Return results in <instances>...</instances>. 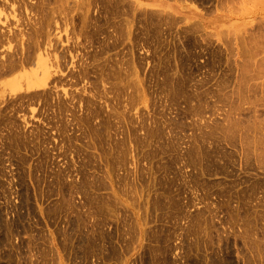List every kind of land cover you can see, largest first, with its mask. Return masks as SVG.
Returning <instances> with one entry per match:
<instances>
[{
  "label": "rangeland",
  "instance_id": "374dc122",
  "mask_svg": "<svg viewBox=\"0 0 264 264\" xmlns=\"http://www.w3.org/2000/svg\"><path fill=\"white\" fill-rule=\"evenodd\" d=\"M263 173L264 0H0V264H264Z\"/></svg>",
  "mask_w": 264,
  "mask_h": 264
},
{
  "label": "bare ground",
  "instance_id": "6f19581e",
  "mask_svg": "<svg viewBox=\"0 0 264 264\" xmlns=\"http://www.w3.org/2000/svg\"><path fill=\"white\" fill-rule=\"evenodd\" d=\"M164 4H165V3H164ZM166 7H167V4H166ZM161 8H162V7H161ZM179 8H180V7H179ZM163 9H164V7H163ZM170 9H171V8H170ZM170 9H167V10H170ZM180 9H182V8H180ZM165 10H166V9H165ZM171 12H172V11H171ZM175 12H176V11H175ZM180 12H181V11H180ZM184 13H185V12H184ZM187 13H188V12H187ZM187 16L190 17V18H192V17H195L196 14H195V15H194V14H191V15L188 14ZM213 17H214V16H213ZM186 18H187V17H186ZM187 19H189V18H187ZM196 19H197V18H196ZM187 21H188V20H187ZM195 23H196V21H195ZM219 23H220V22H219ZM226 23H227V22H226ZM197 24H198V23H197ZM219 26L222 27V25H220V24H219ZM219 28H220V27H219ZM219 28H218V29H219ZM215 31H216V30H215ZM13 82H14V81H13ZM8 87H9L11 90L15 91V89H16V83H15V82H14V84H13V83H10ZM244 138H245V137H244ZM244 138H242V140H244ZM263 174H264V173H263ZM8 241H10V240H8ZM5 244H6V243H5ZM3 245H4V244H3ZM9 254H10V251L7 252V253L5 254L6 257L3 256V257L5 258L4 260H7V261H8L9 258H10L11 261H12V258L10 257ZM27 258L30 259L31 257H30V258L27 257ZM32 258H33V257H32ZM32 258H31V259H32ZM1 261H2V260H1ZM9 262H10V260H9L8 262H6V263H7V264H10ZM30 262H31V261H30ZM33 262H34V261H33ZM33 262H31V263L34 264ZM35 262H36V260H35ZM2 263H3V262H2ZM11 263H12V262H11ZM3 264H4V263H3ZM35 264H36V263H35Z\"/></svg>",
  "mask_w": 264,
  "mask_h": 264
}]
</instances>
